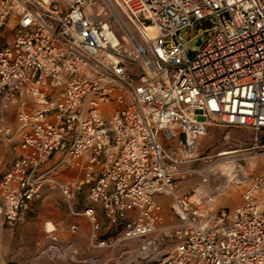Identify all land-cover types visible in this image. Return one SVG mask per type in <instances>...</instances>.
<instances>
[{
    "label": "built area",
    "instance_id": "obj_1",
    "mask_svg": "<svg viewBox=\"0 0 264 264\" xmlns=\"http://www.w3.org/2000/svg\"><path fill=\"white\" fill-rule=\"evenodd\" d=\"M101 2L96 13L97 0H0V31L14 24L0 45V138L20 151L0 175L4 225L58 191L90 227L98 254L85 264H264V174L234 208L216 206L225 187L178 186L213 172L196 168L211 126L255 132L251 148L223 156L237 163L232 181L246 183L243 154L264 132V0ZM192 41L199 48L187 52ZM45 230L50 259L78 255Z\"/></svg>",
    "mask_w": 264,
    "mask_h": 264
},
{
    "label": "crops",
    "instance_id": "obj_2",
    "mask_svg": "<svg viewBox=\"0 0 264 264\" xmlns=\"http://www.w3.org/2000/svg\"><path fill=\"white\" fill-rule=\"evenodd\" d=\"M13 27L14 24L11 23L9 27L0 31V45L10 44L12 42L14 37ZM7 119L9 127L14 128L16 125L15 107L9 109ZM19 155L20 151L17 147L0 138V175L11 167ZM54 193L59 192L54 191ZM181 195L183 194L181 193ZM45 201L44 199V204ZM36 202H34L29 211L22 214L21 219L12 228L6 227L0 218V264H33L32 262H34L33 260L35 258L28 251L31 250L34 253H38L45 248L48 241L45 242L42 234H46L45 226H50V224L53 226L51 232H55L61 247L71 245L79 252L78 255L70 253L64 254L54 264H85L86 259L98 254L89 248L90 227L85 218L72 216L62 199L52 203L46 201L47 206L52 205L49 211L45 207L44 209H47V211H35ZM86 205H91V203L85 200L81 204V207ZM94 206L97 210L99 220L102 223V237H108V223L102 215L100 206ZM72 225L78 226V230L75 233L70 230ZM32 227L36 228L37 233L35 236H28L27 232ZM109 256V252L101 253L102 261H107Z\"/></svg>",
    "mask_w": 264,
    "mask_h": 264
},
{
    "label": "rangeland",
    "instance_id": "obj_3",
    "mask_svg": "<svg viewBox=\"0 0 264 264\" xmlns=\"http://www.w3.org/2000/svg\"><path fill=\"white\" fill-rule=\"evenodd\" d=\"M97 1L99 2V6L94 8V12L99 13L103 9V3L101 0ZM112 7L114 8L115 12L121 16V12L115 6L113 1ZM107 14L110 15L111 12L108 11ZM206 25L207 24H203L202 27H205ZM10 33L13 34L12 32ZM114 33L120 40H122L123 36L126 35V32L117 22L114 24ZM182 37L184 40H187L190 36L188 34H182ZM198 48L199 47L196 45V41H192L186 46V51L196 52ZM254 139L255 132L248 129H225L215 126L209 127L206 135L201 139L198 146L197 154L201 160L196 164V168L205 169L208 166H216V168L212 173L207 172L205 174H194L178 181L180 193L187 195L195 189L198 190V192L202 191L204 193H210L217 186L221 187L222 189L225 187L224 193L218 198L216 206L234 208L239 205L241 202L240 195L244 185H247L254 178L264 174V132L258 133V148L243 154L247 157L249 156V158L241 162L243 172L246 177V183L243 185H237L234 183V181L230 183L228 182L235 174L233 170L237 163H223L224 158L226 157H218V154L222 151H235L251 148L255 143ZM203 176L208 177V183H200ZM44 199L48 201V203H52L62 199V196L60 193H54L45 190V193H43L42 197L36 202L35 211H47V209H44V207L48 208V211L49 208L51 209L52 205L50 204L47 206L46 201L44 204ZM170 201L171 200L168 199V201L165 203V213L167 216H169V209L167 206ZM83 202H85V199L82 198L80 203L82 204ZM49 227L50 226L48 225V229ZM36 231V228L32 227L29 229L27 234L28 236H35L37 233ZM46 235L47 234L45 233L42 234L45 242L48 241V237L46 238ZM28 253L32 255L33 258H35L33 261L36 264H54L56 262L48 257L45 252V248L38 253H34L31 250L28 251ZM34 262L32 263L35 264Z\"/></svg>",
    "mask_w": 264,
    "mask_h": 264
},
{
    "label": "bare ground",
    "instance_id": "obj_4",
    "mask_svg": "<svg viewBox=\"0 0 264 264\" xmlns=\"http://www.w3.org/2000/svg\"><path fill=\"white\" fill-rule=\"evenodd\" d=\"M112 12H113V15L116 17L117 15H116V13L113 11V9H112ZM233 151H234V150H233ZM233 151H222V152H220V153L218 154V157H223V156H227V155L234 154L235 152H233ZM224 160H225V158H224ZM225 165H226V164H225ZM215 168H216V166H215ZM215 168H213V169H215ZM228 182H229V183L232 182V179H230ZM52 229H53V226L50 225V227H49V231H51Z\"/></svg>",
    "mask_w": 264,
    "mask_h": 264
},
{
    "label": "water",
    "instance_id": "obj_5",
    "mask_svg": "<svg viewBox=\"0 0 264 264\" xmlns=\"http://www.w3.org/2000/svg\"><path fill=\"white\" fill-rule=\"evenodd\" d=\"M200 44V40H198V42H197V45H199Z\"/></svg>",
    "mask_w": 264,
    "mask_h": 264
},
{
    "label": "trees",
    "instance_id": "obj_6",
    "mask_svg": "<svg viewBox=\"0 0 264 264\" xmlns=\"http://www.w3.org/2000/svg\"><path fill=\"white\" fill-rule=\"evenodd\" d=\"M9 264H17V263H9Z\"/></svg>",
    "mask_w": 264,
    "mask_h": 264
}]
</instances>
